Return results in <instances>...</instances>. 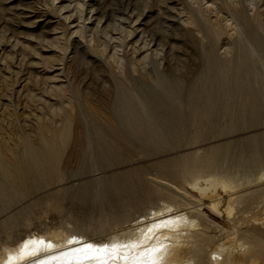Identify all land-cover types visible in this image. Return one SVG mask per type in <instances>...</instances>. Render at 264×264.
I'll return each instance as SVG.
<instances>
[{"label":"rangeland","instance_id":"1","mask_svg":"<svg viewBox=\"0 0 264 264\" xmlns=\"http://www.w3.org/2000/svg\"><path fill=\"white\" fill-rule=\"evenodd\" d=\"M180 231L264 264V0H0L1 264H188Z\"/></svg>","mask_w":264,"mask_h":264},{"label":"bare ground","instance_id":"2","mask_svg":"<svg viewBox=\"0 0 264 264\" xmlns=\"http://www.w3.org/2000/svg\"><path fill=\"white\" fill-rule=\"evenodd\" d=\"M252 46V45H251ZM258 146V145H257ZM212 179V178H211ZM215 181V180H214ZM217 181V180H216ZM210 182L212 183L213 182V180L211 181L210 180ZM214 185H216V183L214 182ZM126 190H130V188L128 187ZM216 203H213V205H212V207L213 206H216L215 205ZM165 209V208H164ZM173 211V210H172ZM162 212V211H161ZM182 212V211H181ZM158 213V212H157ZM163 213V212H162ZM173 214V213H172ZM178 215V214H177ZM182 214H180V215H178L179 217L181 216ZM183 215H184V213H183ZM170 216H172V215H170ZM175 216H176V214H175ZM177 216V217H178ZM176 217V218H177ZM178 217V218H179ZM173 218L174 217H169V215H167V214H165L164 213V215H162V216H160L157 220H156V222H158V220H159V222H169L170 220L172 221L173 220ZM181 218L183 219V222H184V220H185V218H184V216L182 217L181 216ZM180 218V219H181ZM144 219V218H143ZM179 219V220H180ZM182 219H181V221H182ZM142 220V219H141ZM186 220H188L189 221V219H187L186 218ZM143 221V220H142ZM149 221V220H148ZM175 221V220H174ZM144 222V221H143ZM142 222V223H143ZM147 222V221H146ZM146 222H145V226H146ZM137 224L139 223V222H136ZM150 223H152V222H150ZM155 223V222H154ZM173 223V222H172ZM181 223L182 222H180V224H173V225H175V226H177L176 228L178 229V227L180 228L182 225H181ZM136 224V225H137ZM158 224V223H157ZM160 224V223H159ZM187 224V222L185 221V223H184V225H186ZM190 224V223H189ZM188 224V225H189ZM148 225V224H147ZM181 225V226H180ZM191 225V224H190ZM138 226V225H137ZM140 226V225H139ZM139 226L137 227V228H139ZM149 226H150V224H149ZM149 226H147V227H149ZM151 226H152V224H151ZM150 226V227H151ZM174 226V227H175ZM170 227H172V229H176V228H173V226H170ZM185 227V226H184ZM144 228H146V227H144ZM188 228H189V226H188ZM140 230L142 229V228H139ZM148 229V228H147ZM160 228H158V230H159ZM187 229V228H186ZM186 229H184V231L186 230ZM135 230V229H134ZM139 230V231H140ZM150 230H151V228H150ZM182 230V229H181ZM143 231V229L141 230V232ZM145 231H147L146 229H145ZM145 231H143V232H145ZM171 230L170 229H168V227H167V229H160V231H157L158 232V234H155V235H159L158 237H162V238H164L166 235H168V234H170L171 232H170ZM173 231V230H172ZM175 231V230H174ZM173 231V232H174ZM187 231V230H186ZM140 232V235L142 234ZM149 232V231H148ZM155 232H156V230H155ZM181 232L182 231H180V234L177 232L176 234H178L179 235V239L177 240V241H175L174 240V242H178L179 240H183V238L184 239H186V236H187V242H189L188 244H190V248H191V251H192V254L190 255V259L188 260L189 261V263L188 264H212L213 262L212 261H210V260H212V259H210L207 255H206V253H205V250H204V243H203V241H201V240H199L198 238H197V234L196 233H190L189 234V232H188V234L186 235V233H184V234H181ZM151 233V232H150ZM152 233H154V232H152ZM152 233H151V236H152ZM137 235V234H136ZM154 235V234H153ZM175 235V234H174ZM180 235H182V236H184V237H180ZM145 236V235H144ZM150 236V237H151ZM157 236H155L154 237V239H156L157 238ZM171 236H172V234H171ZM37 237V236H36ZM134 237H136V238H134ZM133 238L134 239H137V236H134ZM141 237V239H142V237L143 236H140ZM175 237V236H174ZM177 237V236H176ZM175 237V238H176ZM31 238V237H30ZM33 238V237H32ZM40 237H37V242H38V239H39ZM161 238V239H162ZM178 238V237H177ZM176 238V239H177ZM180 238H182V239H180ZM26 239V238H25ZM77 239H79V238H75V237H72V238H68V237H65L64 239H61V237L60 238H58V239H56L54 242H50L49 244H46L47 246H43L42 245V247H43V251L42 252H40V253H38L37 255H32V256H30V258H28L26 261H25V263L24 264H47V263H49V264H53V263H55V262H60V264H62L63 262H65V261H67V260H72V262H73V259H75V258H77V257H79V258H82V256L83 257H85L84 255V253H81L80 251H81V249H83L82 247H85L84 248V251H85V249L87 248L86 246L87 245H89V244H84L85 243V241H84V243L83 242H81V241H79V240H77ZM133 239V240H134ZM145 239H146V241H145ZM160 239V238H159ZM168 239V238H167ZM253 239H254V243H255V247L257 248V249H262V248H264V239L262 238V237H260V236H254L253 237ZM39 240H41V239H39ZM144 240V242H139L140 244H137L136 243V245H134L135 247H139V245L141 246V245H144V244H146L145 246L147 247V246H149L150 244H149V240H151L150 242L151 243H153V240H152V238L151 239H148V241H147V238H144L143 239ZM157 241H158V239H156ZM166 240V239H165ZM171 240V239H170ZM70 241H71V243H70ZM156 241V242H157ZM160 241V240H159ZM173 241V240H172ZM22 242V241H21ZM135 242V241H134ZM146 242H148V244L149 245H147V243ZM161 242H163V240L161 241ZM180 242V241H179ZM186 243V241H183V243ZM39 243H42V241L41 242H39ZM92 243V242H91ZM157 243H159V242H157ZM164 243V242H163ZM166 243V242H165ZM168 243V242H167ZM182 242H180V244H181ZM84 244V245H83ZM124 244V243H123ZM132 244V243H131ZM134 244V243H133ZM187 244V243H186ZM187 244V245H188ZM20 245V244H19ZM33 245V244H32ZM36 245V244H35ZM34 245V246H35ZM90 245H93V244H90ZM105 245V244H104ZM127 245V244H126ZM128 245H129V243H128ZM171 245H172V242H171ZM170 245V246H171ZM175 245V244H174ZM177 245V244H176ZM181 245H184V244H181ZM180 245V246H181ZM186 245V246H187ZM97 245H94V248L96 247ZM108 246V245H107ZM121 246V245H120ZM125 246V245H124ZM167 246V245H166ZM166 246H165V248L164 249H166ZM169 246V245H168ZM19 247H21V246H19ZM19 247H15V248H18L19 249ZM31 247V246H30ZM41 245H36L35 246V248L33 249V246L31 247L33 250H35V252H36V250H40L41 248ZM104 247V246H103ZM106 247V246H105ZM128 247V246H127ZM132 247V246H131ZM142 247V246H141ZM162 246H157V248H154V249H152V250H150L149 249V247H148V251L147 252H144L143 254H142V256H141V258H142V261H141V263L142 264H146L147 262H150L151 260H152V258L154 259V256L156 257V255H158V252H159V250H160V248H161ZM164 247V246H163ZM188 247V246H187ZM93 248V247H92ZM97 248V247H96ZM98 248H99V246H98ZM97 248V249H98ZM128 248H130V247H128ZM140 248V247H139ZM171 248V247H170ZM172 248H173V246H172ZM181 248V247H180ZM14 249V248H13ZM13 249H10V250H13ZM30 249V248H29ZM31 249V250H32ZM105 249V248H104ZM109 249H112V247L111 248H109ZM127 249V248H126ZM143 249V248H142ZM178 249V248H177ZM176 249V251H178ZM185 249V248H184ZM28 250V249H27ZM91 250V249H90ZM89 250V251H90ZM95 250V249H94ZM99 250H101V249H99ZM120 250V249H119ZM134 251V250H138V249H135V248H133V249H131V251ZM145 250V249H144ZM167 250V249H166ZM166 250L164 251V252H166ZM171 250V249H170ZM174 250V249H173ZM9 251V250H8ZM7 251V252H8ZM19 251V250H18ZM17 251V252H18ZM30 251V250H29ZM28 251V253H30ZM83 251V250H82ZM93 251V250H92ZM102 251V250H101ZM109 251V250H108ZM123 251V250H122ZM160 251H162V250H160ZM175 251V252H176ZM190 251V252H191ZM14 252V251H13ZM12 252V253H13ZM139 252H140V250H139ZM141 252H142V250H141ZM170 252V251H169ZM174 252V253H175ZM189 252V251H188ZM24 253H26V252H24ZM34 253V252H33ZM86 253H88V250H86ZM129 253V252H128ZM173 253V254H174ZM7 254H9V256H11V254L8 252ZM17 254V253H16ZM16 254H15V256H16ZM80 254H82V255H80ZM122 254H127V251L125 252V253H122ZM133 254V253H132ZM135 254V253H134ZM133 254V255H134ZM162 254V253H161ZM164 254V253H163ZM162 254V255H163ZM176 254H178V253H176ZM13 255V254H12ZM29 255V254H28ZM28 255H26V256H28ZM106 255V254H105ZM120 255V254H119ZM118 255V256H119ZM128 255V254H127ZM139 255H141L140 253H139ZM138 255V256H139ZM162 255H159V256H162ZM170 255V254H169ZM227 255H229V254H227ZM226 255V256H227ZM14 256V255H13ZM19 256V255H18ZM125 256V255H124ZM164 256H165V254H164ZM173 255L171 254V256L170 257H172ZM17 257V256H16ZM29 257V256H28ZM87 257V256H86ZM85 257V258H86ZM110 257V256H109ZM121 257V256H120ZM126 257V256H125ZM158 257V256H157ZM165 257H167V256H165ZM164 257V260H166V258ZM175 257V256H174ZM177 257V256H176ZM183 257V256H182ZM182 257L180 256V258L182 259ZM232 257H233V255H232ZM4 257L2 256V258L1 259H3ZM8 258V257H7ZM18 258V257H17ZM22 258V257H21ZM84 258V259H85ZM114 258V257H113ZM117 258V257H116ZM132 257H131V255H130V259H131ZM138 258H140V257H138ZM141 258H140V260H141ZM163 258V257H162ZM161 258V259H162ZM0 259V260H1ZM88 259V258H87ZM107 259H109V258H107ZM119 259V258H118ZM125 259V258H124ZM137 259V258H136ZM158 259H160V258H158ZM172 259V258H171ZM176 259V258H175ZM188 259V258H187ZM215 259V258H214ZM80 260V259H79ZM117 260V259H116ZM157 260V259H156ZM222 260V259H221ZM227 260L229 261V258H227ZM232 260V259H231ZM2 262H3V260H1ZM5 262H7L6 260H4ZM23 261H24V258H23ZM103 261H104V259H103ZM134 261V260H133ZM132 261V263H135V262H133ZM137 261H139L138 259H137ZM153 261V260H152ZM162 261V260H161ZM215 261H218V260H215ZM76 262V261H75ZM102 262V261H101ZM117 262V261H116ZM126 262V261H125ZM127 262H128V259H127ZM130 262V261H129ZM157 262V261H156ZM219 262H220V260H219ZM218 262V263H219ZM21 263H22V260H21ZM20 263V264H21ZM68 263V262H67ZM74 263V262H73ZM72 263V264H73ZM84 263V262H83ZM82 263V264H83ZM88 263V262H87ZM113 263V262H112ZM123 263V262H122ZM158 263L160 264V260L158 261ZM0 264H1V262H0ZM3 264V263H2ZM19 264V263H18ZM91 264V263H90ZM109 264V263H108ZM136 264V263H135ZM155 264V263H154ZM180 264V263H179ZM183 264V263H182ZM216 264V263H215ZM223 264H224V262H223ZM229 264H231V263H229ZM233 264V263H232Z\"/></svg>","mask_w":264,"mask_h":264},{"label":"snow or ice","instance_id":"3","mask_svg":"<svg viewBox=\"0 0 264 264\" xmlns=\"http://www.w3.org/2000/svg\"><path fill=\"white\" fill-rule=\"evenodd\" d=\"M70 243H71V241H70ZM86 247L89 248V249H91L92 248V245H87Z\"/></svg>","mask_w":264,"mask_h":264}]
</instances>
